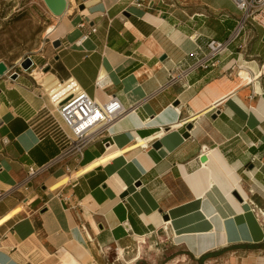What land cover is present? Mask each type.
Wrapping results in <instances>:
<instances>
[{"label": "crops", "instance_id": "1", "mask_svg": "<svg viewBox=\"0 0 264 264\" xmlns=\"http://www.w3.org/2000/svg\"><path fill=\"white\" fill-rule=\"evenodd\" d=\"M241 17L231 0H70L42 65L128 112L21 186L62 155L70 130L30 71L0 80V264H102V249L139 239L168 240L196 264H264V30L166 87Z\"/></svg>", "mask_w": 264, "mask_h": 264}, {"label": "built area", "instance_id": "2", "mask_svg": "<svg viewBox=\"0 0 264 264\" xmlns=\"http://www.w3.org/2000/svg\"><path fill=\"white\" fill-rule=\"evenodd\" d=\"M231 1L242 12V17L239 19L235 29L225 41L211 39L205 45H198L197 49L187 59L175 65L169 71L170 80L166 87L186 80L187 77L199 70L209 71L215 68L219 62V58L227 53L231 45L247 30L254 28L264 30V0ZM138 6L141 7L142 5L138 4ZM91 32H96V29H93ZM88 38L89 34H86L83 36L82 41ZM195 40H198V37H195ZM34 67L35 62L33 61V67L29 71L33 70ZM14 73L20 76L25 71L9 68L8 74L11 76ZM57 82L55 87L49 92L42 85L40 87L44 90L48 99L57 109L61 119L70 130L69 134H65L68 148L50 164L40 169L30 167L28 176L21 186L32 181L40 173L48 171L69 154L82 155L87 146L104 137L110 127L128 112L116 96L111 97L107 103L103 104L90 97L72 78L66 81H59L57 79ZM183 124L185 122L178 126H184ZM256 210L257 214L263 217V210L260 208Z\"/></svg>", "mask_w": 264, "mask_h": 264}, {"label": "rangeland", "instance_id": "3", "mask_svg": "<svg viewBox=\"0 0 264 264\" xmlns=\"http://www.w3.org/2000/svg\"><path fill=\"white\" fill-rule=\"evenodd\" d=\"M58 21L43 0H0V62H5L9 68L20 70L22 61L32 59L35 67L29 72L30 75L33 76L35 70L46 73L44 68L49 66L43 65L52 59V42L57 34L47 36L45 33L50 26L57 25ZM32 78L35 79L34 76ZM236 78L239 83H243L241 78ZM34 81L42 85L38 80ZM235 85L237 88L238 84ZM260 217L264 222V217ZM144 241L139 239V242L125 253L122 249V254L118 249H100V263L196 264L194 260H184V252L168 240L146 243Z\"/></svg>", "mask_w": 264, "mask_h": 264}, {"label": "water", "instance_id": "4", "mask_svg": "<svg viewBox=\"0 0 264 264\" xmlns=\"http://www.w3.org/2000/svg\"><path fill=\"white\" fill-rule=\"evenodd\" d=\"M46 7L48 8V10L50 11V13L56 17V18H62L68 9V1L67 0H43ZM84 7H81V10H83ZM52 46L55 49H58L61 46V42L59 40H55L52 42ZM33 67V61L31 59H26L24 61L21 62V69L25 72L29 71L31 68ZM44 71L47 73L50 71L49 67H46L44 69ZM9 73V67L7 66V64L3 61L0 62V78H3L4 76H6ZM19 77V75L17 73H14L13 75H11V79L12 80H17ZM177 104V103H176ZM192 130V125H189L187 127V131ZM185 138H188L189 135L186 133L184 135ZM128 193H126L125 195H123V197L127 196ZM233 196L238 199L239 201H242V197L240 196V194L236 191L233 193Z\"/></svg>", "mask_w": 264, "mask_h": 264}, {"label": "bare ground", "instance_id": "5", "mask_svg": "<svg viewBox=\"0 0 264 264\" xmlns=\"http://www.w3.org/2000/svg\"><path fill=\"white\" fill-rule=\"evenodd\" d=\"M69 2H70V0H68ZM68 2V3H69ZM94 3H96V1H94V2H87L86 3V6H91L92 4H94ZM69 12V11H68ZM55 29H56V25H53V26H50V28H48L47 29V32L45 33L47 36L48 35H51L54 31H55ZM34 75V78H35V80H38L39 81V83H41L42 84V86L44 87V89L45 90H47L48 92L50 91V90H52V88L53 87H55V85L58 83L57 82V79H56V77L53 75V74H51V73H43V72H41V71H37V70H35L34 71V73H33ZM251 81H254L253 80V78L251 79ZM37 82V81H36ZM38 84V83H37ZM229 86V85H228ZM214 90H213V88H211L210 90H209V93H211V92H213ZM227 91V90H226ZM57 111V110H56ZM263 217H264V214H263ZM120 253L122 254L123 253V251L122 250H120Z\"/></svg>", "mask_w": 264, "mask_h": 264}]
</instances>
